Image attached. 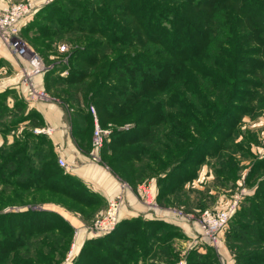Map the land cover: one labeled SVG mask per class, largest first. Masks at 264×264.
Here are the masks:
<instances>
[{
	"label": "rangeland",
	"instance_id": "1",
	"mask_svg": "<svg viewBox=\"0 0 264 264\" xmlns=\"http://www.w3.org/2000/svg\"><path fill=\"white\" fill-rule=\"evenodd\" d=\"M18 1H27L34 5L29 15L34 18L29 27L20 30L19 35L31 51L38 53L40 64L47 70L29 76L28 62L13 55L2 42L5 46L0 43V89L6 90L7 95L12 94V91L4 89L6 86H16L19 89L20 102L15 108L19 114L26 110L25 103L21 101L26 102L23 93L27 92L29 84L34 89L43 88L44 98H32L34 101L30 102L49 103L56 109L64 110L62 117L71 132L69 143H72L65 148L67 147V152L71 151L70 153L78 155L74 163L68 154V156L60 154L50 133L47 134L50 141L49 149L55 151L54 156L51 153L50 158L57 160L58 157H63L66 166L62 168L69 173H72L71 166L74 164L81 168L90 164L92 168L89 167V171L98 174L89 175L95 180L92 184L96 186L95 188L102 192L111 188L114 183L116 189L109 200L96 192L97 194L85 196L90 200L81 203L59 196L54 192V187L48 186L47 189L38 192L30 191V195L38 198L36 201L26 198L22 203L12 201L0 208L2 212L17 211L26 207L34 210L46 209L61 216L65 221L64 225L61 220L52 217L56 221L51 223L53 228L47 230L46 234L29 237L30 242L18 245L17 253H22L26 247H31L29 248L31 250H27V254H19L17 264H129L127 262L129 260L132 261L131 264L133 262L134 264H236L228 247V232L233 229V222H237L234 214L228 220L218 241L212 242L208 237L209 228L203 222L202 213L205 210L216 212L225 208L233 198H237V211L247 204L248 197L253 196L258 189H264V102L252 111H247L245 106H241L240 110H229L223 117L227 119L226 123L216 128L215 135L206 142L205 146L195 148V142L203 141L205 132L210 126H205L203 130L195 129L193 120L189 118L196 114L195 111L190 110L185 113L186 117L178 118L180 124L185 127L179 146L181 155H184L174 169L173 177L163 178L159 182L157 176H165L169 167L174 166L180 153H168L169 146L166 145L168 141L165 143V140L161 141L165 149L163 154L162 149L159 150V145L153 140L147 145L137 142L139 135H142L141 140L148 139L145 137L146 134H142L139 130L147 126L142 125L134 130L138 126L134 124L133 127L132 120L128 119L109 121L107 125L102 126L107 130L103 137V145L99 149L94 148L92 137L97 117L93 105L89 104L85 108V105L79 101V96L74 94L75 88H70L58 78L59 75H70L68 69L74 66L73 62H70L74 59L72 58L74 51H88L91 43L99 44L105 40V37L101 36L104 35L103 33L99 35L95 29L88 32L74 29L69 21L79 18L83 12L87 13H84V17L88 16L96 5L101 7L99 12L101 14L98 16L102 20L98 23H108L110 29L108 34L111 36L113 33L111 21L104 15L106 11L103 8L107 6L105 0H92V4L88 5L87 0H0L4 6ZM76 3L80 4L76 5ZM177 5L171 2V7ZM4 6L0 3V7ZM59 10H68L69 15L53 14ZM170 17H173L171 12H166L165 18L170 20ZM166 27L171 29L169 25ZM115 33L113 35L117 37L112 39L111 43L117 48L116 50L129 51L128 36L121 30ZM162 37L166 39L165 35ZM116 41H119V44ZM164 41L167 43L166 40ZM62 45L64 49L60 48ZM173 79L174 85L168 91L181 93L184 87L180 83L181 75H174ZM206 94L208 103L213 105L206 103L204 107L213 106L215 110L210 111L207 118L198 117L202 123L208 121V118L213 121L216 117V120L219 115L217 105L222 107L225 103L224 96L215 91ZM35 95H38L37 91ZM212 96L214 98L217 96L219 100L215 98L214 103ZM174 97L181 98L176 95ZM7 111L6 109L1 116V120L5 123H9L16 116ZM173 111L178 112L176 108ZM75 117L79 119L77 121L79 130L73 132L74 135L72 129L76 127ZM42 120L43 124L38 123L40 120L35 118L36 125L33 127V132L36 128L47 125L43 118ZM24 122L10 133L17 134L20 131L17 135L20 134L22 137L21 135L24 134L22 129L26 126ZM12 140L10 136L5 138L0 135V148L5 149L4 147H7L5 143ZM31 143L33 145L35 140L32 139ZM135 148L141 154L136 152ZM159 152L163 158V165L157 164ZM75 189L86 192L81 186H75ZM111 200L114 202L113 216L116 222L109 231L102 232L97 230L96 221L101 220L107 213ZM126 220L129 221L130 227L135 225V228H138L135 232V237L138 239L132 240L122 236L119 226ZM123 237L125 238L121 241ZM140 240L146 243L148 248L143 252L144 258L135 257L134 253L128 256L126 252L127 258L124 259L123 248L125 246H130L133 250L136 248L137 254ZM193 250L199 253L207 252V259L203 262H195ZM37 253L41 254L35 260L34 256Z\"/></svg>",
	"mask_w": 264,
	"mask_h": 264
},
{
	"label": "trees",
	"instance_id": "2",
	"mask_svg": "<svg viewBox=\"0 0 264 264\" xmlns=\"http://www.w3.org/2000/svg\"><path fill=\"white\" fill-rule=\"evenodd\" d=\"M171 2L178 5L171 7ZM105 3L104 15L111 21L113 33L108 34V23H98L102 20L98 16L101 7L96 5L88 16L84 17L86 12H83L79 18L69 21L74 29L87 32L95 29L97 34L103 33L101 36L105 40L99 44L91 43L88 51H74V59L70 61L74 66L68 69L70 75H59L58 78L75 88L74 94L79 96L85 108L93 105L101 126L120 119L132 120L133 127L134 124L138 126L134 130L145 125L147 128L139 130L148 139L141 140L142 135H139L137 142L147 145L153 140L159 150L162 149V154L165 149L161 141H168V153L180 154L174 166L166 171L168 173L157 178L159 182L163 178L170 179L184 155H181L179 146L185 127L178 118L186 117L185 113L191 110L196 112L189 117L195 129L210 126L203 141L195 142V148L205 146L215 135L216 128L226 123L227 119L223 117L229 110H240L245 106L247 111H252L264 102V0H105ZM86 4H92V0H87ZM166 12H171L173 17L170 20L165 18ZM58 13L59 16L69 15L68 10L53 14ZM33 18L31 16L21 29L29 27ZM117 30L128 36L129 51H117L111 43L117 37L113 35ZM163 35L166 39L161 38ZM177 74L181 75L180 83L184 86L181 93L168 91L172 89L173 77ZM211 91L224 96L225 103L222 107L217 105L219 115L216 120V117L213 121L208 118L202 123L198 117L207 118V114L215 110L213 106L204 107L206 103L213 105L208 103L206 94ZM6 96V91L0 93V135L6 138L20 123L28 122L22 129V137L17 135L20 131L13 133V140L5 143L7 147L0 148V208L12 201L22 203L26 198L36 201L38 198L30 195V191L38 192L48 186L54 187L59 196L81 203L89 201L85 196L96 192L79 177L64 170L56 159L50 158L55 151H50L46 133L32 131L35 118L43 124L39 112L21 101L26 110L17 114L15 108L20 100L9 108ZM215 98L219 100L217 96ZM215 98L212 96L214 103ZM174 108L178 112L173 111ZM6 109L16 115L9 123L1 120ZM77 121L79 119L75 117L76 127L72 133L79 130ZM32 139L35 140L33 145ZM134 150L141 154L138 149ZM157 164L163 165L160 152ZM75 186L84 187L86 192L75 189ZM233 214L237 222H233V229L228 232V247L236 264H264V189H258L248 197L247 204ZM56 215L46 209L30 207L17 211L0 210V264H17L19 254H27L31 248L26 247L25 251L17 253L18 245L30 242L29 237L46 234L53 228L51 223L56 221L52 217L65 225L63 218ZM119 228L122 236L138 239L135 237L138 228L135 225L130 227L129 221H122ZM138 242L137 254L136 248H123L124 259L127 258L126 252L128 256L134 253L135 257L144 258L143 252L148 248L146 243ZM40 254L37 253L34 259ZM192 254L195 262L207 259V252L193 250ZM127 262L132 263L131 260Z\"/></svg>",
	"mask_w": 264,
	"mask_h": 264
},
{
	"label": "built area",
	"instance_id": "3",
	"mask_svg": "<svg viewBox=\"0 0 264 264\" xmlns=\"http://www.w3.org/2000/svg\"><path fill=\"white\" fill-rule=\"evenodd\" d=\"M33 6L34 5H32L31 2L18 1L0 8V38L7 45L13 55L28 62L29 69L27 70L29 72V76L44 72L46 69L43 65L40 64L38 53L35 51H31L28 44L19 35L21 27L31 17L29 15ZM60 48L64 49V46L62 45ZM35 91H37L38 95H35ZM26 97H37L39 99H43L44 89H34L30 87L29 84V88L26 92ZM34 131L36 133L50 134L53 131V127L43 126L36 128ZM106 132L107 130L100 124H98V121L95 118L92 137V145L94 148L99 149L102 147L103 137ZM57 161L59 165L66 166V160L63 157H58ZM109 206V210L106 214L103 215L102 219L96 221L97 230H100L102 232L109 231L116 222L113 216L114 202L112 200L110 201ZM237 206V198H233L225 208L217 210L216 212L205 210L202 213L203 222L205 223V226L207 224L209 228L208 237L212 240V242L218 241L220 233L225 229L230 216L236 210Z\"/></svg>",
	"mask_w": 264,
	"mask_h": 264
},
{
	"label": "crops",
	"instance_id": "4",
	"mask_svg": "<svg viewBox=\"0 0 264 264\" xmlns=\"http://www.w3.org/2000/svg\"><path fill=\"white\" fill-rule=\"evenodd\" d=\"M4 2H7V1H4ZM0 3H1V6H4L3 5L4 3H2V2H0ZM5 6H7V5H5ZM0 8H2V7H0ZM2 42L3 41L0 40L1 45L4 43V42L3 43ZM3 56H4V53H3ZM10 64H12V63H10ZM4 89H10L12 91V94L9 93L5 97V102L8 104L9 108H12L14 106V102L16 100H19L18 99L19 89L16 86H11V85L6 86ZM4 91H6V90L0 89V93L4 92ZM24 96L26 97V92L23 93V97ZM25 100L27 102L28 108L32 107L33 109H35L39 112V114L44 119L45 123L47 124L46 126L53 127L54 130H53L51 135H53L52 138H53L54 143L56 145V150L59 151V153L62 155H65V156L69 155V157L73 160V162L76 161L78 155L74 154L73 152L70 153L71 151L67 152L66 151L67 147L65 148V146H67L69 144L71 145L72 143H69L71 132L69 131L67 124L64 122L65 119L62 117L64 110H62L61 108H58L59 109L58 110V109H56L55 106H51L49 103H37V104H35L33 102H30V101H34L32 98L26 97ZM27 122H28V120L25 121L24 123H27ZM12 135H13V132L7 134L6 138H9V136L11 138ZM89 167L92 168V166L90 164H89V166L87 164V167H83V168H81V166H78L77 164H74L71 166L72 174H74L75 176L79 177L82 181H84L87 184V186L90 187L91 190L101 194V196H103V198H105L106 200H109V198H111V196L115 192L116 184L113 183L111 188H107L101 192L100 190L95 188L96 187L95 185H92V184H94L95 180L90 178L89 175L90 176H96L98 174H95V173L89 171V169H88Z\"/></svg>",
	"mask_w": 264,
	"mask_h": 264
}]
</instances>
